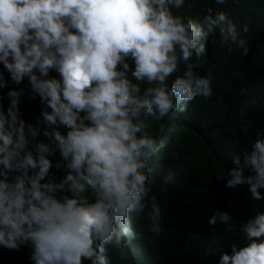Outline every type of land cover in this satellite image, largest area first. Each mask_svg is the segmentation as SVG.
<instances>
[{
  "label": "clouds",
  "instance_id": "9594fccd",
  "mask_svg": "<svg viewBox=\"0 0 264 264\" xmlns=\"http://www.w3.org/2000/svg\"><path fill=\"white\" fill-rule=\"evenodd\" d=\"M191 7L189 0H0V89H7L0 246L28 248L31 264H108L106 246H127L142 214L148 232L163 231L149 165L168 137L145 130L141 117L162 132L194 98L210 100L213 74L198 71L210 37L218 34L228 52L249 51L247 24L238 30L226 10L211 7L196 18L180 14ZM25 96L40 105L32 122L19 110ZM255 135L251 150L230 154L233 166L216 177L230 189L247 185L261 201L264 129ZM50 169L62 171L59 179ZM159 176L170 186L179 172L166 164ZM217 222L242 241L229 242L217 264H264V211L237 227L217 209L207 224Z\"/></svg>",
  "mask_w": 264,
  "mask_h": 264
},
{
  "label": "trees",
  "instance_id": "16d2710c",
  "mask_svg": "<svg viewBox=\"0 0 264 264\" xmlns=\"http://www.w3.org/2000/svg\"><path fill=\"white\" fill-rule=\"evenodd\" d=\"M189 2L191 9H182L180 14L196 18L211 7L214 11L226 10L238 30L247 24L249 31L242 35L248 40L249 51L240 56L233 46L228 52L219 47L218 34L210 37L200 61L203 65L198 69L200 75L206 70L213 74L210 100L194 98L184 113L163 121L162 132L152 117H141L145 130L168 137L167 146L149 165L153 178L149 195H157L163 231L148 232L149 221L142 214L127 246H106L108 264H217L220 254L229 251V242L239 245L242 241L238 234L224 232L219 222L207 224L213 210L229 213L237 227L256 211H264V200H253L247 185L230 189L216 177L233 166L230 154L250 151L257 130L264 129V0H228L225 5H214L212 0ZM25 85L23 81L20 87ZM6 90L0 89V97ZM0 103L6 105L7 100ZM39 108L38 100L21 97L19 110L27 122L33 121ZM59 130L64 131L63 127ZM166 164L179 172L174 185L162 186L159 182ZM50 174L59 179L62 171L50 169ZM29 251L24 246L18 251L0 246V264H31Z\"/></svg>",
  "mask_w": 264,
  "mask_h": 264
}]
</instances>
